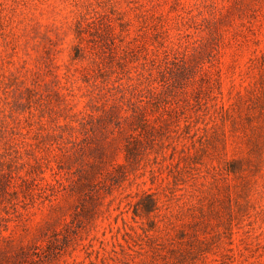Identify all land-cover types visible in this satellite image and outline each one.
I'll return each mask as SVG.
<instances>
[{
  "label": "rangeland",
  "instance_id": "374dc122",
  "mask_svg": "<svg viewBox=\"0 0 264 264\" xmlns=\"http://www.w3.org/2000/svg\"><path fill=\"white\" fill-rule=\"evenodd\" d=\"M0 264H264V0H0Z\"/></svg>",
  "mask_w": 264,
  "mask_h": 264
},
{
  "label": "trees",
  "instance_id": "16d2710c",
  "mask_svg": "<svg viewBox=\"0 0 264 264\" xmlns=\"http://www.w3.org/2000/svg\"><path fill=\"white\" fill-rule=\"evenodd\" d=\"M156 208L157 201L152 195H147L145 198L138 200L131 206L134 218H143L155 211Z\"/></svg>",
  "mask_w": 264,
  "mask_h": 264
}]
</instances>
